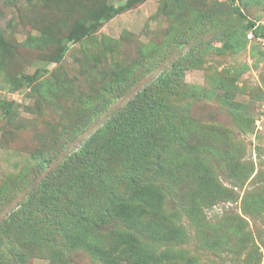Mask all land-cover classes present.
<instances>
[{
  "label": "trees",
  "instance_id": "1",
  "mask_svg": "<svg viewBox=\"0 0 264 264\" xmlns=\"http://www.w3.org/2000/svg\"><path fill=\"white\" fill-rule=\"evenodd\" d=\"M22 1L0 0V4H6L5 11L11 13ZM64 1L44 0L43 7L51 9L52 14L59 6L66 12L75 10L68 3L65 6ZM137 1L127 0L125 6L141 4ZM225 1L226 15L241 24V31L264 40V27L249 19L236 0ZM239 1L243 5V0ZM96 4L103 10L102 15L86 12V20H91L89 28L82 33L70 30L65 42L82 44L77 49L79 74L73 76L71 68L62 65L67 45L44 54L43 61L54 64L48 76L39 70L16 78L10 72L6 74L12 88L25 87L33 95L38 93L42 102H48L57 90L66 102H70V90L77 87L81 93L76 97L78 107L65 105L69 113L75 109L74 118L56 136L58 146H71L69 151L58 154L62 159L55 166L51 165L52 160L39 158L37 170L43 175L32 182L38 186L29 190L17 210L0 222V247L6 243L5 254L0 249V264H27L34 258L48 264H68L64 261L67 250H82L99 264H195L193 258L177 248L182 245L185 232L176 224L178 212H168L166 201L176 186L184 184L190 185L192 214L200 204L225 196L203 157L216 153L213 146L227 134L218 133L215 127L211 132H198L196 124L187 122L179 103L197 100L201 94L200 89L183 79L187 69L201 65L195 55L199 49L186 48L189 37L177 25L165 31L166 35L155 34L147 43L125 30L119 39L102 36L97 41L99 27L124 8ZM245 4L249 0H244ZM189 10L194 13L195 26L210 20L223 22L216 10L210 14L193 6ZM34 21V28L41 34L50 38L59 34L55 23H48L44 17L36 16ZM81 23L78 19L75 25ZM125 39L126 44L122 45L121 40ZM218 40H223V36ZM224 42L230 44L228 38ZM111 50L116 53L113 70L99 62V53ZM11 52L2 50L8 61ZM135 86L139 89L132 99L121 109L106 114L109 106ZM3 104L8 113L12 103ZM225 153H220L224 160L232 156L229 151ZM237 165L229 167L234 169ZM241 169L245 176L248 168L244 165ZM19 177L23 182L24 177ZM4 196L6 190L2 187L0 207L5 206ZM159 245L165 247L158 249Z\"/></svg>",
  "mask_w": 264,
  "mask_h": 264
},
{
  "label": "rangeland",
  "instance_id": "2",
  "mask_svg": "<svg viewBox=\"0 0 264 264\" xmlns=\"http://www.w3.org/2000/svg\"><path fill=\"white\" fill-rule=\"evenodd\" d=\"M43 1L23 0L11 13L5 11L6 4H0V188L6 190L5 206L0 207V222L17 210L29 190L38 186L32 182L43 175L37 170L39 158L52 160L51 165L55 166L62 159L58 154L69 151L71 146H58L56 136L66 127V122L74 118L75 109L72 108L78 107L76 97L81 93L77 87L70 90V102H66L57 90L51 93L48 102H42L38 93L33 95L25 87L12 88L6 74L10 72L16 78L21 73L33 74L39 70L48 76L54 64L43 61V56L54 53L61 45L68 47L62 65L71 68L73 76L79 74L77 49L82 44H66V38L72 29L82 33L89 28L91 20H86V12L102 15L103 10L96 4L101 2L108 7L124 9L99 27L95 34L97 41L102 36L119 39L125 30L147 43L157 33L166 35L165 31L172 26L182 27L183 35L189 37L186 48L199 49L195 55L201 60L197 68L183 73V79L200 89L201 94L197 100L179 103L187 115V122L196 124L198 132H211L215 127L218 133L227 134V138L220 141L221 145L213 146L216 153L203 157L214 180L224 188L225 196L210 204H200L194 214L189 213L190 185L176 186L167 198V211L178 212L176 224L185 232L182 245L177 248L193 258L195 264H264V40L241 31V24L226 15L225 0H138L141 4L132 8L125 6L127 0H66L65 6L68 3L75 10L66 12L59 6L54 14L43 7ZM235 2L249 19L264 27V0H249L248 5H244V0L243 5L239 0ZM192 6L203 14L216 10L223 22L210 20L195 26L194 13L189 10ZM36 16L55 23L59 34L55 38L41 34L34 28ZM78 19L83 24L75 25ZM221 36L223 40L220 41ZM226 38L230 44L224 42ZM121 41L122 45L126 44V39ZM5 48L12 50L10 61L3 57ZM115 55L112 50L99 53L100 65L113 70ZM129 65L122 64V67ZM108 67H105L107 71ZM137 89L133 87L109 106L106 114L121 109ZM3 101L12 103L8 113ZM65 105L72 107L70 113ZM228 151L232 155L230 162L220 155L224 153L225 156ZM32 154L37 159L32 158ZM233 164L238 165L232 169L229 166ZM244 165L248 168L245 176L243 169L239 170ZM19 176L24 177V183ZM164 247L157 246L158 249ZM5 248L4 242L0 247L4 254ZM64 261L99 264L82 250H67ZM27 264H48V261L34 258Z\"/></svg>",
  "mask_w": 264,
  "mask_h": 264
}]
</instances>
